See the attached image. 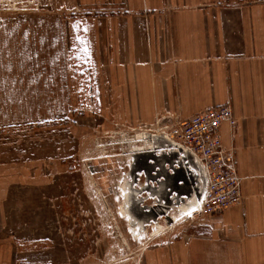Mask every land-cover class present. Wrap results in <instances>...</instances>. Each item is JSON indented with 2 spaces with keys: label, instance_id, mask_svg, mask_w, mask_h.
Returning a JSON list of instances; mask_svg holds the SVG:
<instances>
[{
  "label": "rangeland",
  "instance_id": "obj_1",
  "mask_svg": "<svg viewBox=\"0 0 264 264\" xmlns=\"http://www.w3.org/2000/svg\"><path fill=\"white\" fill-rule=\"evenodd\" d=\"M125 2L0 0V264H178L208 217L178 209L171 146L148 138L191 115L120 110L107 39Z\"/></svg>",
  "mask_w": 264,
  "mask_h": 264
},
{
  "label": "crops",
  "instance_id": "obj_2",
  "mask_svg": "<svg viewBox=\"0 0 264 264\" xmlns=\"http://www.w3.org/2000/svg\"><path fill=\"white\" fill-rule=\"evenodd\" d=\"M108 42L121 111L152 120L230 104L243 200L177 243L178 264H264V0H123ZM113 14V13H112Z\"/></svg>",
  "mask_w": 264,
  "mask_h": 264
},
{
  "label": "built area",
  "instance_id": "obj_3",
  "mask_svg": "<svg viewBox=\"0 0 264 264\" xmlns=\"http://www.w3.org/2000/svg\"><path fill=\"white\" fill-rule=\"evenodd\" d=\"M224 124L233 130L238 124L230 104L174 122L167 133V139L191 151L205 171L206 190L196 208L199 215L220 213L243 200V177L238 172L235 150L222 141Z\"/></svg>",
  "mask_w": 264,
  "mask_h": 264
},
{
  "label": "water",
  "instance_id": "obj_4",
  "mask_svg": "<svg viewBox=\"0 0 264 264\" xmlns=\"http://www.w3.org/2000/svg\"><path fill=\"white\" fill-rule=\"evenodd\" d=\"M148 138H151L152 141L154 140L156 142L155 144H157V147L161 146L162 144L171 146L170 154H167L169 156L162 155L160 158V161L162 162L167 160L170 163L171 167V171L169 173H167V171L162 168L164 175L161 174V177H164V180L160 181L161 185H166L165 178H168L170 180L169 184L178 188L179 192L185 195L182 200L183 203L188 204L190 201H193V205L196 208L206 190L207 182L205 171L198 158L185 147L169 141L164 135H162V137L160 138L155 137L154 135H150L148 136ZM130 198L133 202L132 195H130ZM183 203H179L178 205L181 206V204ZM158 205L159 207L155 208L156 210L154 209L157 214L160 215L161 213H168V203H160ZM164 205H166L167 207H164ZM179 206L178 209L180 208ZM164 208L167 211H165ZM180 211L183 210L180 209ZM134 216V218H136V211H134ZM172 219L173 218L171 217V215L167 214L168 222L172 221Z\"/></svg>",
  "mask_w": 264,
  "mask_h": 264
},
{
  "label": "bare ground",
  "instance_id": "obj_5",
  "mask_svg": "<svg viewBox=\"0 0 264 264\" xmlns=\"http://www.w3.org/2000/svg\"><path fill=\"white\" fill-rule=\"evenodd\" d=\"M169 140V139H168ZM170 141V140H169ZM172 142V141H171ZM134 158V157H133ZM133 162V161H132ZM131 164V163H130ZM123 194V193H122ZM125 196V199H124V202L125 203H123V205H122V211H124L125 213H130L131 214V212H130V210H128V205L130 204V203H134V201L132 202L131 201V198H130V195L129 194H125L124 195ZM195 201V200H194ZM134 205V204H133ZM180 208H182V209H191L192 208V210H194L193 208H194V205H193V201H190L188 204H185V203H183V204H181V206H179ZM188 211V210H187ZM179 212H181V211H179ZM180 214V213H179ZM126 215V214H125ZM127 216V215H126ZM133 217H134V214L132 215ZM129 217V216H128ZM171 217L173 218V221L176 219V216L173 214V216L171 215ZM130 219V218H129ZM130 224H131V222H130ZM130 226H132V225H130ZM135 226V225H134ZM135 228V227H134Z\"/></svg>",
  "mask_w": 264,
  "mask_h": 264
}]
</instances>
